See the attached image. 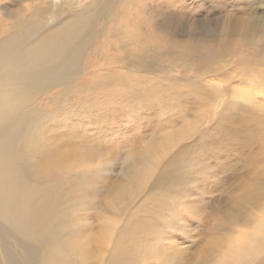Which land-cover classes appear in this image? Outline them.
<instances>
[{
  "label": "rangeland",
  "instance_id": "rangeland-1",
  "mask_svg": "<svg viewBox=\"0 0 264 264\" xmlns=\"http://www.w3.org/2000/svg\"><path fill=\"white\" fill-rule=\"evenodd\" d=\"M12 12L33 24L25 46L93 19L77 59L58 62L69 74L33 85L0 72L10 106L29 114L0 126V152L29 167L41 192L30 222L49 232L29 237L14 221L20 193H0V264L232 263L264 216V0H0L5 65L16 64ZM129 157L155 167L125 196Z\"/></svg>",
  "mask_w": 264,
  "mask_h": 264
},
{
  "label": "bare ground",
  "instance_id": "bare-ground-1",
  "mask_svg": "<svg viewBox=\"0 0 264 264\" xmlns=\"http://www.w3.org/2000/svg\"><path fill=\"white\" fill-rule=\"evenodd\" d=\"M104 10L105 5L101 4L97 7L96 13L100 14ZM8 16L14 21L12 25L18 32L15 39L8 42L9 48H16V64L11 63L5 65L4 53L0 52V72L8 70V72L13 71L16 73H23L24 77L29 80L28 83L33 85L44 82L50 74H69L67 71L69 67L60 66L58 65V62L63 57L70 59V56H72L73 59H77L81 42L85 36V30L93 19L91 13L88 15L73 17L70 21L58 24V26L49 33L47 39H43L30 46H25L22 45V36L25 35L26 28L28 29V32L32 29L33 24L29 22L30 17L24 18L23 15L13 12L9 13ZM16 38L20 39L21 45H19V41H16ZM59 63H62V61ZM262 83L263 82H261V84ZM246 91L249 93L248 90ZM261 94H264V91ZM244 98L248 99L247 97ZM28 116L29 114L22 113L19 106H10L8 94L5 90L0 89V126L8 127L17 124ZM131 159H133V161H131ZM154 167L155 162L149 160V158L145 162H137L132 157L126 158L123 169L128 175V181H134L136 184L125 193V196L129 194L134 195L136 191L142 187L144 184L143 182L149 179L150 172ZM174 171L175 173H179L177 166ZM255 185L256 191L264 190V179L259 180ZM0 193L8 195V201L16 199L17 197L15 194L20 193L18 200L24 202H20L15 209L14 213L16 214V217L14 218V221L20 227L28 224V236L40 243H45L49 235L48 228L42 224L30 222L35 218L37 212H29L32 208L41 207L40 202L37 200V196L41 192L34 187V179L27 164L20 161H14L9 151L0 152ZM261 197L262 195L252 194L246 203L252 204L254 200L256 201V199L258 200ZM123 199V195H120L117 198V204H121ZM26 209L27 211L25 212ZM51 209L49 215L52 212H55L56 214L59 212V210L54 207ZM247 210H251V207ZM43 214L46 215L44 209ZM231 218L234 223L238 224L241 219L240 211H235L231 214ZM45 219L47 218H43L42 221ZM251 245L254 247L253 249H251ZM235 249L236 250H234L232 256V263L227 262L226 264H245L250 258L258 255L261 251H264V216L261 218L259 227L254 232L246 233L242 238L241 245L238 247L236 246ZM45 256H50L49 250L46 252ZM27 258L29 257L27 256Z\"/></svg>",
  "mask_w": 264,
  "mask_h": 264
},
{
  "label": "clouds",
  "instance_id": "clouds-1",
  "mask_svg": "<svg viewBox=\"0 0 264 264\" xmlns=\"http://www.w3.org/2000/svg\"><path fill=\"white\" fill-rule=\"evenodd\" d=\"M230 16H231V15H230ZM259 137H260L261 139H264V132H261L260 135H259ZM229 191H230V190H228V191L226 192V194H227L228 196H229ZM218 211H219V210H218ZM218 211H217L214 215H213V214H210V216H209V220H208V222H207V224H208V233H209V234H210V231H211V229H212V226H213V223H214V221H215V218H216V215H217ZM261 255H264V251H261L258 255H256V256L250 258L248 261L245 262V264H253L254 258L257 257V256H261ZM195 261H196V260H195ZM194 264H195V262H194Z\"/></svg>",
  "mask_w": 264,
  "mask_h": 264
}]
</instances>
